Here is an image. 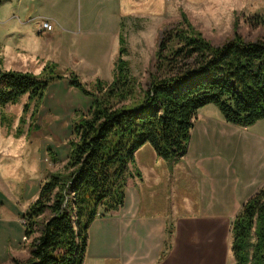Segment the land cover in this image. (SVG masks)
Wrapping results in <instances>:
<instances>
[{
  "label": "trees",
  "instance_id": "trees-1",
  "mask_svg": "<svg viewBox=\"0 0 264 264\" xmlns=\"http://www.w3.org/2000/svg\"><path fill=\"white\" fill-rule=\"evenodd\" d=\"M180 15L181 26L161 31L144 87L126 71L122 29L113 78L96 79L92 90L74 71L62 74L54 62L39 73L0 71L1 106L27 94V110L29 102L63 79L90 99L87 112L71 127L63 170L49 175L21 214L25 237L37 231L40 216H48L28 258H13L12 264H83L91 222L124 205L136 150L148 144L159 157L179 161L203 106L213 103L226 122L242 127L264 118V37L247 40L234 33L213 44L183 11ZM231 235L234 264H264V185L241 205Z\"/></svg>",
  "mask_w": 264,
  "mask_h": 264
},
{
  "label": "rangeland",
  "instance_id": "rangeland-1",
  "mask_svg": "<svg viewBox=\"0 0 264 264\" xmlns=\"http://www.w3.org/2000/svg\"><path fill=\"white\" fill-rule=\"evenodd\" d=\"M64 1H60L61 5ZM70 1L73 9H78L73 27L79 33L71 37L67 32H61L60 38L66 49L62 60L59 58L60 61L56 63L62 74L68 76L70 71H74L80 81L92 90L96 79L110 82L113 78L119 47L115 30L116 6L114 0H89L87 4L84 2L85 12L84 9L80 12V0ZM159 3L157 12L129 14L121 19L126 71L143 87L153 69L161 31L167 27L181 26V11L193 27L213 44L222 43L234 33L247 40L264 37V21L259 20V16L264 14V0H160ZM12 8L8 4L0 5V21L10 16ZM46 13L43 9L39 15L45 16ZM83 14L86 16L80 23ZM0 25L4 28L0 35L1 43L15 39L20 49H31L29 42L35 38L28 34L24 37L4 36L8 33L5 28L7 25L5 22ZM21 28L17 31L24 32ZM67 50H72L75 56L72 58ZM4 56L1 54V67L38 73L45 64V60L33 57L20 59L21 64H13L10 63L14 61L13 56L3 59ZM27 101L28 96L25 94L15 104L0 105V264H12L15 256L17 259H26L24 256L30 252L33 238L40 234L48 213L40 216L37 231L28 237L23 233L25 220L21 214L37 198L40 185L49 175L63 170L67 161L68 140L72 137L71 127L80 115L87 112L90 99L63 79L53 82L42 98L29 102L25 110ZM195 123L192 155H199L204 144L202 155L206 159L205 164L209 167V163L216 164L217 167V196L228 200L242 189V185L250 184L264 168V118L247 127L231 124L210 103L198 110ZM215 150L219 152L217 159L212 158ZM153 156L156 162H153ZM168 162L171 165L175 161L159 157L148 144L142 145L134 153L127 181L139 189L146 213H160L173 200L180 204L183 196L189 197L192 202L197 199L195 188L187 191L185 183L190 188V181L185 180L184 176V184L176 182L166 185L164 179L159 185L155 182L151 169L161 171L159 175L163 176ZM137 178H144V181L137 183ZM167 181L172 183L171 180ZM240 208L230 220L229 243L232 241L231 223ZM169 229H172V224ZM166 247L162 256L168 253ZM226 264H234V259Z\"/></svg>",
  "mask_w": 264,
  "mask_h": 264
},
{
  "label": "crops",
  "instance_id": "crops-1",
  "mask_svg": "<svg viewBox=\"0 0 264 264\" xmlns=\"http://www.w3.org/2000/svg\"><path fill=\"white\" fill-rule=\"evenodd\" d=\"M60 1L3 0L0 2V5L13 6L10 16L0 21L7 25L5 28L8 33L4 36L24 37L28 34L36 39L29 42L31 49L27 50L20 49L15 39L11 42L5 40L1 43L0 41V58L1 54L5 55L3 59L13 56L14 61L10 62L13 64H21L20 59L27 60L31 57L43 59L45 64L56 63L60 61L59 58L62 60L61 56L66 47L63 48L61 32H67L71 37L79 32L73 27L78 17V9H73L70 0L64 1L62 5ZM84 2L87 4L89 0H80V12L82 9L85 12ZM114 2L117 22L115 30L118 35L123 29L121 23L123 17L142 12H157L160 7V0H114ZM43 9L47 12L45 16L39 15ZM85 16L84 14L80 16V23ZM42 19L52 22L51 31H45L40 27L39 22ZM1 25L0 35L4 29ZM21 26L24 32L17 31ZM39 41L40 43H37ZM67 53L72 58L75 56L72 50H67ZM65 55H67L66 52ZM2 70L30 71L0 66V71ZM195 128L196 125L191 130L187 152L179 161L171 165L168 162L163 176L159 175L161 171L151 170L158 185L163 179L166 180V185L176 182L184 184L182 177L184 176L185 180L190 181L188 182L190 188L187 187V182L185 183L187 191L196 189V201L192 202L189 197L183 196L180 204L173 200L169 205H165L160 213L149 214L144 210L139 189L131 185L128 180L124 205L119 213L97 217L90 224L83 264H226L228 261L232 262L233 255L231 243H229L230 220L244 202L243 200L263 186L264 168L250 184L242 185V189L237 190L234 197L231 196L228 200L221 199L217 196L215 184L217 167L216 164L209 163L210 167L205 164L206 159L202 155L204 144L200 148L199 155H192ZM218 157L219 152L215 150L212 158ZM153 162H156L154 156ZM164 175L165 178H163ZM167 180H171L172 183H168ZM135 181L143 182L144 178L139 180L137 178ZM171 224L172 229H169ZM166 241L168 253L162 257ZM28 253L24 258L28 257Z\"/></svg>",
  "mask_w": 264,
  "mask_h": 264
},
{
  "label": "built area",
  "instance_id": "built-area-1",
  "mask_svg": "<svg viewBox=\"0 0 264 264\" xmlns=\"http://www.w3.org/2000/svg\"><path fill=\"white\" fill-rule=\"evenodd\" d=\"M39 24H40V27H41L43 30H45V31H51L52 28H53V24H52V22H50V21L47 20V19H42V20H40Z\"/></svg>",
  "mask_w": 264,
  "mask_h": 264
}]
</instances>
